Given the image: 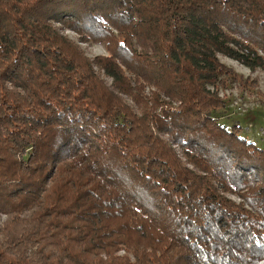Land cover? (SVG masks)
<instances>
[{"label":"trees","instance_id":"1","mask_svg":"<svg viewBox=\"0 0 264 264\" xmlns=\"http://www.w3.org/2000/svg\"><path fill=\"white\" fill-rule=\"evenodd\" d=\"M222 57L264 70V0H0V264H264Z\"/></svg>","mask_w":264,"mask_h":264},{"label":"rangeland","instance_id":"2","mask_svg":"<svg viewBox=\"0 0 264 264\" xmlns=\"http://www.w3.org/2000/svg\"><path fill=\"white\" fill-rule=\"evenodd\" d=\"M68 33L76 37L73 32ZM82 46L90 56L107 54L104 44L83 43ZM222 62L234 69L238 80L222 89L225 107L218 110L217 115H222L220 121L229 128L232 124H239L241 136L264 148V70L254 71L225 57Z\"/></svg>","mask_w":264,"mask_h":264}]
</instances>
